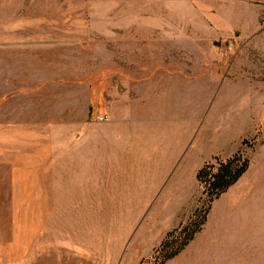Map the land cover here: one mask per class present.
I'll return each instance as SVG.
<instances>
[{
  "label": "rangeland",
  "instance_id": "1",
  "mask_svg": "<svg viewBox=\"0 0 264 264\" xmlns=\"http://www.w3.org/2000/svg\"><path fill=\"white\" fill-rule=\"evenodd\" d=\"M0 264H264V0H0Z\"/></svg>",
  "mask_w": 264,
  "mask_h": 264
},
{
  "label": "trees",
  "instance_id": "2",
  "mask_svg": "<svg viewBox=\"0 0 264 264\" xmlns=\"http://www.w3.org/2000/svg\"><path fill=\"white\" fill-rule=\"evenodd\" d=\"M234 163L235 162L233 160L229 163L221 164L217 169V172H214L212 167L206 166L198 173L197 180L202 182L205 181L206 184L209 185L208 192L212 198V201L230 189V187H232L246 172V165L239 169H233ZM197 213L198 211L196 214ZM205 221L206 219L204 217L203 221L199 223L194 228V230H191L192 224H188L187 226L183 227L181 232L185 234L186 237L181 243L179 242V239H173L177 233L176 230L169 233L166 241L161 244L162 250L167 252L162 263H165L166 261L178 256L185 249V247H187L194 240L196 235L202 231V226ZM176 245L177 247L175 248ZM170 249H173V251L169 253L168 251Z\"/></svg>",
  "mask_w": 264,
  "mask_h": 264
}]
</instances>
